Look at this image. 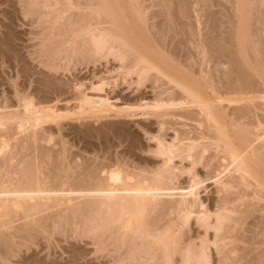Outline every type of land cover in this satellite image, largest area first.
<instances>
[{
	"label": "bare ground",
	"instance_id": "obj_1",
	"mask_svg": "<svg viewBox=\"0 0 264 264\" xmlns=\"http://www.w3.org/2000/svg\"><path fill=\"white\" fill-rule=\"evenodd\" d=\"M18 2L33 27L28 59L38 68L26 65L34 67L27 83L20 62H2L0 264H264L262 0H234L230 30L213 34L194 25L195 0ZM112 62L107 73L116 72L115 83L94 72L90 78L98 81L89 86L77 75L71 99L61 98L64 84L56 87L55 76L47 79L53 71L71 75ZM36 73L47 75L57 96L36 100ZM102 82L135 99L102 96ZM62 101L73 106L62 109ZM72 114L154 118L157 131L141 127L157 144L139 150L161 157V165L148 168L140 155L145 167L137 169L126 160L131 149L111 154L114 145L100 148L101 159L70 164L66 141L61 148L48 144L53 129L46 125Z\"/></svg>",
	"mask_w": 264,
	"mask_h": 264
},
{
	"label": "rangeland",
	"instance_id": "obj_2",
	"mask_svg": "<svg viewBox=\"0 0 264 264\" xmlns=\"http://www.w3.org/2000/svg\"><path fill=\"white\" fill-rule=\"evenodd\" d=\"M4 1H5V3H4ZM17 1V2H16ZM19 0H0V84H2L3 85V83H2V80L4 79L3 77V74H2V72L5 70V69H3L2 68V62H3V64H5L6 62H8L7 61V59H9V64L8 63H6L5 64V66L7 67V65L9 66L10 65V67L12 68V65L11 64H13V65H15V63L17 64V62H20L19 64H17L18 65V68H21L22 69V65H23V69L25 70V72L23 71L22 72V70H21V74H25L26 72H27V70H29L27 67L28 66H30V65H32L33 63L32 62H34L33 61V59L31 58V59H28V56H29V58L31 57L30 56V54L28 53V52H30V49H28V43L30 42V40L28 41L27 40V38H29V37H31V34H30V36H29V33H30V31H31V29L33 30V27H31V25H30V18L28 19V18H25L24 16H22L21 14L23 13L24 14V11H22V7H20V8H18L21 4H19L20 2H18ZM200 1V2H199ZM204 2H206V4H207V6H205L206 4L205 3H203L202 5H201V0H195V2H196V4H193V6H194V8H193V16H194V18H192V19H194V21L193 22H195L194 23V25L197 27V29L198 30H200L199 31V33L201 32V30H202V34H208V33H212L213 34V32L214 31H217V32H220V31H223V29H226L225 31H227L228 29L230 30V26H231V24H230V22L231 21H233L232 19H234L235 17H232V16H236V14L235 13H237V12H234V7H235V3L233 2L234 0H203ZM202 1V2H203ZM218 3H217V2ZM259 1H261V0H259ZM10 2V3H9ZM219 2H221V3H219ZM234 4H232V3ZM198 3V4H197ZM19 4V5H18ZM223 4V5H222ZM231 4V5H230ZM260 6V9H261V11L262 10H264V7H262V4L264 5V0H262V2H260V3H258ZM18 6V7H17ZM205 7V8H203V7ZM213 6V7H212ZM196 7H198V8H196ZM222 8H224V9H222ZM231 8V9H230ZM19 9H21V10H19ZM195 9V10H194ZM203 10V11H202ZM217 10V11H216ZM20 11H22V12H20ZM197 11V12H196ZM206 11V12H205ZM260 11V12H261ZM196 12V13H195ZM213 14H212V13ZM221 12V13H220ZM229 13V14H228ZM232 13V14H231ZM262 14H263V17H264V12L262 11L261 12ZM211 14V15H210ZM227 14H228V16H227ZM206 15H207V17H206ZM212 15L213 16H215L214 18L212 17ZM192 16V17H193ZM203 16V17H202ZM205 16V17H204ZM208 16H210V17H212V18H208ZM217 17H219V18H217ZM228 17V18H227ZM197 20H196V19ZM199 18V19H198ZM222 18V19H221ZM215 19V20H214ZM220 19V20H219ZM225 19H227V20H225ZM214 20V21H213ZM231 20V21H230ZM187 21V20H186ZM218 21V22H217ZM215 22V23H214ZM216 22H217V24H216ZM209 23H210V25H209ZM201 24V25H200ZM206 24V25H205ZM209 26H208V25ZM187 25H188V22H187ZM212 25V26H211ZM213 25H215V26H213ZM225 25V26H224ZM190 26V25H189ZM187 27L188 29H186L188 32H189V30H190V27ZM211 26V27H210ZM219 26H221V27H223V28H221L220 27V29L218 28ZM212 27H213V29H212ZM215 27V28H214ZM201 28V29H200ZM204 30H203V29ZM218 28V29H217ZM35 29V28H34ZM213 31V32H212ZM204 32V33H203ZM6 33V34H5ZM210 33V34H211ZM6 36H5V35ZM3 37H6V38H8L7 39V41H5V38H3ZM30 39V38H29ZM5 42V43H4ZM29 44H31V43H29ZM30 48V47H29ZM28 49V50H27ZM26 50H27V52H26ZM192 50H193V47H192ZM194 51H195V49H194ZM6 52V53H5ZM5 53V54H4ZM9 55H10V57H9ZM20 56H24L23 58L22 57H20ZM7 59H6V58ZM5 59V61H3L4 59ZM21 58H22V60H21ZM26 58V59H25ZM20 59V61H18ZM25 59V60H24ZM25 62V63H23V62ZM5 62V63H4ZM29 62H31V63H29ZM106 62V61H105ZM27 63V64H26ZM35 63H37V62H34V64H33V66L35 65ZM29 64V65H28ZM38 64V63H37ZM17 65H16V67H17ZM26 65H28V66H26ZM105 65H106V63H105ZM113 65H114V63L112 62V65H111V63L109 64H107L106 65V67L105 66H103V64L102 65H97V67L96 66H94V65H92V66H94V67H91V65H90V69H91V72H90V69L88 70L87 68L88 67H86V72H85V69H83V66L80 68V69H78V71L80 70L81 71V73L80 72H78L77 70H74L73 72H71V75H69V72H61V73H58V72H55L56 73V75H55V73H54V71L53 72H51L50 74H51V77H48L47 78V75L45 74V76L42 74H39V73H36L35 75H34V79H36V77H42V79L41 78H37V83L40 85V86H37L38 84H35V82H34V84L38 87L37 89H38V91L37 90H35L36 91V93H35V95H36V100H44L43 98H46V96L48 97V98H51V99H53L54 97H55V94H56V96H57V93H56V91H55V87H53V83H51V85L49 84V80H53V78L52 77H54L55 76V78H54V80H56V81H53V82H56V84L54 83V85H56V87L58 86H60L61 87V84H64V85H62V87L60 88V89H62V91L64 92L63 94H62V96H61V98L63 97V99H64V96H66V98L65 99H68V98H70L71 99V97H72V95L74 94L73 93V90H72V88H71V85H73L74 84V77L75 76H77L78 75V77H80L81 79H82V77H83V75H84V82L86 83V85H87V83H88V85L90 86V83H89V80L90 79H93V78H90V77H92L93 76V73L95 72H97V74H98V76H105V77H107V79L106 80H108V78H109V80L108 81H110V80H112L113 81V83H115V81H114V76L116 75L115 73L116 72H114V73H111V72H109V73H107V71H108V69L110 68H113ZM33 66H31V67H33ZM5 67V68H6ZM15 67V66H14ZM35 67V68H34ZM33 68H34V70H33V68H31L33 71H35V69H37L38 67H37V65H35ZM40 68V67H39ZM94 70H93V69ZM30 69V70H31ZM3 70V71H2ZM7 70H8V68H7ZM12 70V69H11ZM2 71V72H1ZM9 72H11L10 71V68H9V70H8ZM7 71V72H8ZM88 71V72H87ZM85 74H84V73ZM4 73V72H3ZM64 73V74H63ZM72 73H74V74H72ZM2 74V75H1ZM5 74V73H4ZM23 74V75H24ZM27 75H20V77H24V79H25V81L27 82H29V80H27V77H28V79H29V74H28V72L26 73ZM48 74V73H47ZM50 74L48 75V76H50ZM81 74V75H80ZM6 75V74H5ZM36 75H38V76H36ZM41 75V76H40ZM60 75V76H59ZM63 75V76H62ZM74 75V76H73ZM80 75V76H79ZM92 75V76H91ZM61 77L60 78V80H59V77ZM67 76V77H66ZM86 76V77H85ZM17 78V76L15 75L14 77H12V78ZM47 79H49V80H46V78ZM63 77V78H62ZM104 77V78H105ZM2 78V79H1ZM87 78V79H86ZM96 78V77H95ZM116 78V77H115ZM6 79V78H5ZM3 80L4 81V83L6 82V80ZM21 79V78H20ZM19 78H18V80H19V82H23L24 81V79H21L20 80ZM39 79H41V81H39ZM63 79V82L61 81ZM64 79H65V81H64ZM76 79H77V77H76ZM44 81H46V82H44ZM48 81V82H47ZM92 80H90V82H91ZM93 81H98V79L96 78L95 80L93 79ZM27 82V83H28ZM46 83V84H45ZM68 83V84H67ZM112 82H108V83H106V82H102L101 84H103V86L105 87V91H103L101 94H102V96H107L108 94H109V96H111V98H112V100L114 101V100H117L118 98H121V97H123L125 100H126V98L127 97H129V98H127V100L128 101H131V99L130 98H132V96H134V95H132V92H127V90L126 89H124L122 92L124 93H119L118 94V88L116 87H114ZM34 84H33V86H34ZM47 84H49V85H47ZM113 84V85H112ZM2 85L0 86V88L2 89V92H3V87H2ZM5 85V84H4ZM3 85V86H4ZM85 85V87H88V86H86ZM112 85V86H111ZM36 86H34V87H36ZM41 86H44L45 88L47 87V88H50V91L52 90L51 88H54L53 90H52V92L53 91H55V93L53 94L52 92H49V90H47V88L45 89V88H40ZM49 86H51V87H49ZM68 86H70V87H68ZM63 87H64V89H63ZM68 87V89H66ZM123 88H125V87H127V84L126 85H124V86H122ZM0 89V90H1ZM41 89V90H40ZM43 89V90H42ZM71 91L72 93H71V96H70V92L69 91ZM39 91H41V92H43V93H41V92H39ZM48 93H47V92ZM148 91V92H147ZM146 91V94H145V96L147 95V98H151V96H152V92L151 91H149V90H147ZM1 92V91H0ZM39 92V93H38ZM69 92V93H68ZM107 92H109V93H107ZM127 92V93H126ZM37 93H38V95H37ZM50 94V95H49ZM107 94V95H106ZM41 95V96H40ZM45 97H44V96ZM53 95V96H52ZM67 95H69L70 97H68ZM120 95H121V97H120ZM128 95V96H127ZM39 96H40V98L41 99H39ZM116 96V97H115ZM119 96V97H118ZM43 97V98H42ZM118 97V98H117ZM135 99V96H134V98H132V100H134ZM71 102H74V101H70V103ZM62 103H63V101L59 104L60 106V108H62V109H64L65 107H69L68 109H70L71 107H70V105L71 106H73V103H71V104H67V106H65L64 107V105H66L65 104V101H64V103H63V105H62ZM69 105V106H68ZM64 107V108H63ZM73 108V107H72ZM75 114H72V117H68V116H65V117H63V118H61V122H60V124L59 125H57V124H55V123H52V124H47L46 126H50V127H52L51 128V130L53 131V134H52V131L51 132H49V133H51V134H48V136H49V140H48V144L50 143V145L51 146H55L56 148H59L58 146H60V148H61V146H63V142H65L66 141V145H64L62 148L64 149V155L65 156H67V155H69V156H67V157H65V158H67V160L70 162V164H78V163H81V161H83V160H85V159H89V157L92 159V158H98V159H101V157H102V155L100 154L101 153V151H100V148L101 149H103L102 151L104 152V150L106 151V149H104V148H107V149H109V148H112L113 147V145L115 146L114 147V150L115 151H113V149H112V151H111V149H110V153L112 152V153H114V154H116L115 152L117 151V152H120V154L122 153V152H124V151H122V150H125V148L124 147H126L127 149L126 150H128L129 151V148L131 149L130 151L131 152H127L126 150V152H124L126 155H128L127 157L129 158V159H127L126 158V156H125V158H126V160L129 162L130 160H132L133 162V166H135V167H137V169H140L141 167H145V166H143V164H144V162L145 161H142L141 162V157H140V155H142V157H145V159L143 158V160H146L147 162H145V163H147L146 165L148 166V168H151L152 166H153V164H156V166H157V164H158V166H159V164H160V162L162 163V158L161 157H159L158 158V156H157V158H155L156 157V155H154L152 152H141V150H139L140 149V147L141 146H148V145H152L153 144V146L155 145V144H157V142L155 141V140H150L149 138H148V136L147 135H145L144 134V132H143V129H142V127H141V124L142 125H145V123L147 124V125H149L152 129H154V130H156L157 131V129L158 128H160L159 127V124L156 122L157 120H155L154 118H151V119H149L148 117H146L145 118V116L144 117H141V116H139V117H137V118H135L134 120H119V119H117V118H114V117H112V118H108V119H103V120H94V119H88V120H84L83 118H82V116H81V119H79V118H77V116L75 117L74 116ZM75 117V118H74ZM141 117V118H140ZM139 118V119H138ZM146 120V121H145ZM148 120H150V121H148ZM106 121V122H105ZM113 121V122H112ZM107 122H109L110 123V125H108L107 124ZM111 122H112V124L113 123H115L114 125L115 126H113V125H111ZM119 122V123H118ZM140 123V124H139ZM144 123V124H143ZM107 125V126H106ZM117 125V126H116ZM107 127H108V129H107ZM113 127V128H112ZM59 128H61V130H59ZM104 128H105V130H104ZM55 130V131H54ZM117 130V131H116ZM128 130H139L140 131V133H142L141 134V136L142 137H140L139 136V139H130V138H126V137H128V136H125V135H127V134H125V133H128L127 131ZM110 131V132H109ZM109 132V133H108ZM119 132V133H118ZM123 132V133H122ZM125 132V133H124ZM112 133V134H111ZM170 134L168 135V137H167V139L169 140V138L171 139V136L173 135V132L172 131H170L169 132ZM117 136H116V135ZM122 134V135H121ZM129 135V134H128ZM53 136V137H52ZM118 137H120L119 139H118ZM124 138H125V140H124ZM60 139L62 140V142H60ZM65 140V141H64ZM124 140V143H125V145H127V143L129 142L130 143V146L129 145H127V146H118V144L119 143H121L122 141ZM58 142V143H57ZM132 142V143H131ZM134 142V143H133ZM55 143V144H54ZM128 143V144H129ZM152 143V144H151ZM58 144V145H57ZM109 145H112V147L111 146H109ZM117 145V146H116ZM105 146V147H104ZM106 146H109V147H106ZM65 147H66V149H67V147H68V149H69V152H67L66 151V149H65ZM104 147V148H103ZM123 148V149H122ZM117 149H119V150H117ZM107 151H109V150H107ZM136 151V152H135ZM63 152H62V156H63ZM67 152V153H66ZM74 152V153H73ZM103 152H102V154H103ZM133 152V153H132ZM72 153V154H71ZM111 153V154H112ZM143 153V154H142ZM67 154V155H66ZM73 154H76L75 156L77 157V155H78V158H76ZM97 154V155H96ZM113 154V155H114ZM94 155V156H93ZM101 157H100V156ZM133 155V156H132ZM134 155H137V156H139V158H137V160H136V156H134ZM61 156V155H60ZM61 156V157H62ZM98 156V157H97ZM78 160V162H77V160L75 159V158ZM73 158L75 159V160H73ZM81 158V159H80ZM131 158V159H130ZM133 158L135 159V160H133ZM141 158V159H140ZM146 158H148V159H146ZM70 159H72L73 160V162H72V160H70ZM83 159V160H82ZM155 159V160H154ZM138 160H139V163L141 162V163H143V164H137V162H138ZM178 162H179V159H176ZM137 161V162H136ZM148 161H149V163H148ZM75 162V163H74ZM159 162V163H158ZM132 163L130 162V164L132 165ZM135 164V165H134ZM151 164V165H150ZM145 165V164H144ZM150 165V166H149ZM161 165V164H160ZM71 166H76V165H71ZM155 166H153V168H154ZM155 168H157V167H155ZM46 169V168H45ZM47 170H48V168H47ZM185 176L186 175H184V177H183V179L181 178V180H184L185 179ZM213 185H211L210 186V188L212 187ZM205 194V192H203V194L202 195H204ZM34 247H36V246H34ZM37 248V247H36ZM36 248H34L35 250H36ZM41 249V248H40ZM39 249V250H40ZM39 250H37L36 252H39ZM26 251V250H25ZM24 254H25V252H23ZM22 253V254H23ZM27 254H31V251H30V253H28V252H26ZM44 254V253H43ZM36 255V254H35ZM38 255H40L39 257H41V255H42V253H40V254H37L36 256L38 257Z\"/></svg>",
	"mask_w": 264,
	"mask_h": 264
}]
</instances>
